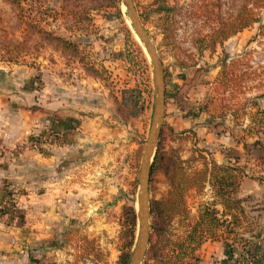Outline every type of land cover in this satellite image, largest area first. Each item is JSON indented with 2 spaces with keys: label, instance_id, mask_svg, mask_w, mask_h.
Instances as JSON below:
<instances>
[{
  "label": "rangeland",
  "instance_id": "obj_1",
  "mask_svg": "<svg viewBox=\"0 0 264 264\" xmlns=\"http://www.w3.org/2000/svg\"><path fill=\"white\" fill-rule=\"evenodd\" d=\"M182 1L189 5H185L175 19L166 22L164 15L156 11L154 0H134L142 23L163 62L165 80L168 77L180 79L186 69L199 65L201 71L211 73V80L208 79L211 82L215 66H219L221 71L224 64H227L228 82L226 86L222 82L216 86L210 98L211 110L220 116V120L229 121L230 127L240 129L239 125L249 122L248 119L252 120L257 111L264 110V98L261 97L264 95V8L260 12L261 20L251 28H246L245 49L229 54L223 45H234V38L213 47L207 46L209 41L205 40L201 49L198 40L209 33L211 22L197 11L200 0ZM191 1L195 6H191ZM223 1L225 13H236L243 0ZM165 28L167 33L164 32ZM40 29L74 42L78 52L63 51L55 40ZM57 76H62L74 89L82 87L80 95L84 104L105 103L116 112V118L130 120L134 130L140 120L144 125L134 180L125 192L126 204L120 212L115 230L93 236L88 233L87 222L83 220L74 218L61 222L56 246L62 251L56 254L57 261L53 263L119 264L121 248L127 237L124 208L132 206L137 211L139 207L141 163L157 96L152 58L136 33L123 0H24L21 8L15 7L8 0H0V108L14 118L21 110L41 107V104L46 107L49 91L53 83H56L53 77ZM150 88L152 93L149 92ZM134 90L138 91L135 95ZM41 97L44 100L40 101ZM71 99L74 100L75 96ZM260 103L261 109L258 110ZM50 135H28L22 145L45 151L53 143ZM260 138L264 146V130ZM165 144L167 146V137ZM250 151L257 153L259 159L262 147L251 148ZM188 166L196 168L189 163ZM168 190L165 175L156 171L150 190L151 203L162 199ZM12 196H0V215L20 221L23 213L19 210L17 197L14 196L15 202L12 205L4 202L7 198L12 199ZM188 196L189 213L172 220L166 235L169 242L184 235L189 225L196 221L189 207L191 205L195 208L197 199L196 196L192 197L189 204ZM246 209L250 219L240 216L244 228L242 235L248 233L247 229L254 228L264 241V197H248ZM151 233L150 224V237ZM139 235L140 223L137 217L131 255ZM243 250L246 260V250ZM41 259L42 264H46L44 256Z\"/></svg>",
  "mask_w": 264,
  "mask_h": 264
},
{
  "label": "crops",
  "instance_id": "obj_2",
  "mask_svg": "<svg viewBox=\"0 0 264 264\" xmlns=\"http://www.w3.org/2000/svg\"><path fill=\"white\" fill-rule=\"evenodd\" d=\"M245 31L229 38H234V45H223L227 53L245 49ZM215 67L211 82V73L201 71L199 65L186 69L180 79L165 80L167 147L179 148L182 158L198 169L211 166L213 161L236 163L239 157L237 163L248 174L239 197H264V181L260 179L264 178V164L257 153L246 150L243 141L252 120L236 129L211 110L210 98L220 72V67ZM53 78L56 83L46 107L41 104L21 110L14 118L0 108V196L17 197L23 213L20 221L0 215V264H42L43 256L46 264H53L62 251L56 246L59 225L70 219L87 222V231L93 236L112 232L126 204L125 192L134 180L143 122L140 120L134 130L130 120L116 118V112L105 103L84 104L82 87L72 88L62 76ZM44 133L57 136L56 143L45 151L22 145L28 135ZM257 138L248 139L253 142ZM194 196L196 207L189 208L195 220L204 204L216 202V208L224 211L209 183L202 191L190 192L189 204ZM237 230L239 237L250 238L251 253L264 263V241L259 232L242 235V224ZM230 236L206 241L197 252L199 264H244L243 247L232 246Z\"/></svg>",
  "mask_w": 264,
  "mask_h": 264
},
{
  "label": "trees",
  "instance_id": "obj_3",
  "mask_svg": "<svg viewBox=\"0 0 264 264\" xmlns=\"http://www.w3.org/2000/svg\"><path fill=\"white\" fill-rule=\"evenodd\" d=\"M8 1L15 7L21 8L24 0ZM192 1L191 6H195ZM154 4L156 11L164 15L166 22L175 19L176 15L182 12L185 5H189V3H184L182 0H154ZM224 5L223 0H200V5H197V11L212 25L209 33L198 40L201 49L204 47L205 40L209 41L207 46L213 47L218 43H224L230 37L259 22L261 20V9L264 8V0H243L236 13H225L223 11ZM41 32L55 40L63 51L73 50L78 52V46L74 42L56 36L44 29ZM164 32L167 33V28ZM140 52L142 53V50ZM226 69L227 64H224L223 69L219 72L220 77H218V83L222 82L224 86L228 82ZM137 92V90H134V95ZM149 92H153L151 88ZM263 130L264 110H261L255 113L243 141L249 153L251 148L262 147V154L259 159L264 164V146L261 145L262 140L260 138ZM166 137L163 125L152 163L150 190L153 175L156 171L163 172L169 190L162 199L151 203L152 233L143 264H199L200 257L197 252L201 246L208 240H220L225 232L232 236V246L240 244L245 248L247 257L244 264H262V259H257L251 253L248 247L250 245L249 239L239 237V231L237 230V227L241 226L242 223L240 216H244L247 220L250 219L246 209L247 198H241L238 195L242 180L248 175L245 167L237 163L239 157H236V163L221 165L213 161L211 166L205 165L202 169H192L188 166L189 162L182 158L179 148H168L166 146ZM251 137L258 138L253 142H249L248 138ZM260 179L264 181V178L261 177ZM208 183L214 189L216 198L224 206V211L220 212L216 208V202L205 204L200 209L199 218L189 225L184 235L178 236L173 242L167 241L166 235L172 220L176 216L189 213L188 194L192 190L202 191ZM124 212L126 215L124 225L126 226L127 237L121 248L119 264L129 263L137 230V211L135 207L127 206L124 208ZM227 216H230V218ZM246 232L256 235L254 228L247 229Z\"/></svg>",
  "mask_w": 264,
  "mask_h": 264
},
{
  "label": "water",
  "instance_id": "obj_4",
  "mask_svg": "<svg viewBox=\"0 0 264 264\" xmlns=\"http://www.w3.org/2000/svg\"><path fill=\"white\" fill-rule=\"evenodd\" d=\"M128 8V14L136 33L140 36L154 65V81L157 96L154 102L153 118L149 137L143 153L140 172V193L138 194L137 217L140 223V235L137 239L135 249L128 264H142L150 243L151 224V197H150V176L152 162L155 156L161 128L165 118L166 93H165V71L163 62L158 53L157 47L152 41L148 31L136 10L134 0H123Z\"/></svg>",
  "mask_w": 264,
  "mask_h": 264
},
{
  "label": "built area",
  "instance_id": "obj_5",
  "mask_svg": "<svg viewBox=\"0 0 264 264\" xmlns=\"http://www.w3.org/2000/svg\"><path fill=\"white\" fill-rule=\"evenodd\" d=\"M51 134H52V133H51ZM50 141L53 142V143H56V141H57V136H56L55 134L50 135ZM35 142H37V141H35ZM53 143H52V144H53ZM12 197H13L12 199H10V198L5 199L4 202H5L6 204H7L8 202H10V205H12V203L15 202L14 195H13ZM240 264H243V263L241 262Z\"/></svg>",
  "mask_w": 264,
  "mask_h": 264
}]
</instances>
